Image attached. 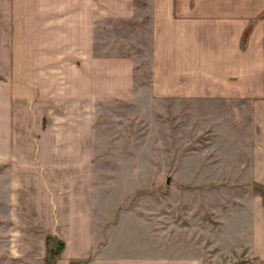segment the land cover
<instances>
[{
  "label": "crops",
  "instance_id": "obj_1",
  "mask_svg": "<svg viewBox=\"0 0 264 264\" xmlns=\"http://www.w3.org/2000/svg\"><path fill=\"white\" fill-rule=\"evenodd\" d=\"M49 1L55 4L62 0ZM67 3L68 16L57 13L56 5L46 12L37 5L36 17L44 19L34 28L38 35L37 57L30 64L21 59L24 64L41 67L37 77L46 74L53 81L47 86L43 81L37 83L36 94L32 90V97L44 98L47 104L37 108L43 111L36 124L38 137L26 133L29 139L26 136L19 141L11 136L13 120L18 121V111L13 110L17 106L12 107L15 84L0 79L4 84L0 85V225L10 233L5 250L11 258L14 254L23 264V260H41L46 254L47 240L52 239L64 244L56 264H215L214 258L202 253L194 255L192 251L158 257L154 248L137 249L134 233H123L117 246L124 248L110 251V228L103 248L94 250L92 191L84 184L92 175L93 138H71L63 131L75 133L70 128L76 122L74 115L80 113L76 107L82 111L80 114L88 116L86 107L81 110L77 106L83 97L91 99L98 95L96 92L101 96L106 92L128 97L137 85L134 74L140 58L139 61H148L149 66L146 84L137 85L139 92L180 100L188 104V112L193 110L198 117L202 116L206 120L203 123L211 119L213 127L221 123V118H207L204 108L226 107L228 136L234 140L229 153L240 164L235 165L234 177L247 179L245 201L232 209L234 232L228 239L244 241L239 249L245 246L244 255L249 261L243 264H264V0ZM13 13L5 9L3 17L11 19ZM52 17L53 20H45ZM66 18L68 21H62ZM97 19L106 21L101 26L118 22L122 30L139 34L137 43L148 39L150 47H143L135 55L94 57ZM135 23L139 31L134 29ZM62 24L69 34L63 49L69 53L62 50L51 59L45 58L47 50L55 51L56 36L65 35ZM77 24L82 27L84 38L73 43L71 35L80 33ZM28 31L23 35L27 36ZM21 49L25 50L23 42ZM12 51V43L0 42V76L5 78H9L14 65ZM46 65L51 66L43 67ZM62 68L65 78L60 81L55 69ZM142 71L140 67L139 73ZM61 97L76 104L67 109L58 101ZM192 102L197 106L191 107ZM21 109L30 111L29 107ZM86 117L81 122L92 129L91 119L89 122ZM242 171H246L244 176Z\"/></svg>",
  "mask_w": 264,
  "mask_h": 264
},
{
  "label": "rangeland",
  "instance_id": "obj_2",
  "mask_svg": "<svg viewBox=\"0 0 264 264\" xmlns=\"http://www.w3.org/2000/svg\"><path fill=\"white\" fill-rule=\"evenodd\" d=\"M67 1L53 4L49 0H0V42L12 43L14 57L9 78L0 76V79L15 84L12 107L17 106V110L14 107L13 110L14 113L18 111L15 115L18 121L13 120L14 134L11 136L19 141L26 136L29 139L26 133L36 137V124H39V114L43 112L37 108L47 105L44 98L32 97V90L36 94L37 83L43 81L47 86L53 82L46 74L37 77L41 67L21 62L24 59L30 64L37 57L35 46L38 35L34 28L44 20L36 17L37 5L40 4L43 12L57 6V13L61 11L68 16L65 11L68 9ZM5 9L14 11L11 19L3 17ZM46 19L53 20V17ZM62 21H68V18ZM102 22L106 21L96 20L94 57L135 55L143 47H150L148 39L137 43L139 34L122 30L118 22L101 26ZM130 23L134 26L133 22ZM134 29L139 31L136 23ZM63 30L66 32L64 36H56L55 51L47 50L45 58L51 59L64 50L69 34L66 27ZM27 31L28 35L24 36ZM78 32L71 35L73 43L84 38L79 25ZM21 42L25 50L21 49ZM139 59L134 78L137 85H144L149 63ZM47 66L51 65L43 67ZM138 66L143 70L140 73ZM63 72V68L55 69V74L61 77L60 81L65 78ZM0 85L4 84L0 82ZM137 85L128 97L112 96L106 92L101 96L102 93L96 92V97L78 100L77 106L81 110L86 107L88 116L80 114L82 111L76 107V112L80 113L74 115L76 122L70 128L75 133L63 131L71 138H93L92 175L84 184L92 191L94 250L103 248L106 231L110 228V251L124 248L117 246V239L134 233L137 249L152 251L154 248L158 257L192 251L194 255L202 253L214 258L215 264H243L249 261L244 255L245 246L239 249L244 241L228 239L234 232L231 229L232 209L236 208V203H244L247 179L234 177L235 165L240 164H236V160L232 159L234 155L229 153V146L234 140L228 136L226 107L204 108L207 118H221V123L213 127L211 119L203 123L206 120L202 116L198 117L193 110L188 112V104L173 101L175 99L151 97L148 92H139ZM58 101L67 109L76 104V101L68 103L65 97ZM195 106L197 103L191 104V107ZM22 107H29L30 111L25 112ZM85 117L89 122L91 119L92 129L81 122ZM76 149L79 150L78 147ZM241 156L243 159L244 155ZM39 170L37 167L36 172L39 173ZM245 172L242 171V175ZM167 178L169 183H166ZM39 184L42 185V179H39ZM2 210L5 208L2 207ZM118 225L121 226L119 230L116 228ZM9 234L5 226L0 225V264H23L17 256L13 254L14 258H11L10 252L5 250ZM56 248L58 243L47 240L44 258L22 262L56 264L57 257L49 253Z\"/></svg>",
  "mask_w": 264,
  "mask_h": 264
},
{
  "label": "trees",
  "instance_id": "obj_3",
  "mask_svg": "<svg viewBox=\"0 0 264 264\" xmlns=\"http://www.w3.org/2000/svg\"><path fill=\"white\" fill-rule=\"evenodd\" d=\"M246 36H247V34L244 35V40L246 39ZM63 246H64V244L60 243V244H58V248L51 249L49 251V253L51 254L52 257L56 258L59 255V253L61 252V250L63 249ZM45 258L47 259V256Z\"/></svg>",
  "mask_w": 264,
  "mask_h": 264
},
{
  "label": "water",
  "instance_id": "obj_4",
  "mask_svg": "<svg viewBox=\"0 0 264 264\" xmlns=\"http://www.w3.org/2000/svg\"><path fill=\"white\" fill-rule=\"evenodd\" d=\"M166 183H169V178H167Z\"/></svg>",
  "mask_w": 264,
  "mask_h": 264
}]
</instances>
